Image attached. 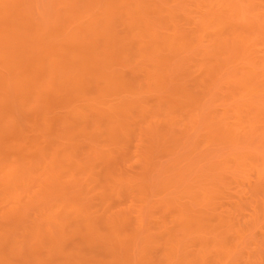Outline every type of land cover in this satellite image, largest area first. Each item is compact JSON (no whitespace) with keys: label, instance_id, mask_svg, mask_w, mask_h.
I'll use <instances>...</instances> for the list:
<instances>
[{"label":"rangeland","instance_id":"374dc122","mask_svg":"<svg viewBox=\"0 0 264 264\" xmlns=\"http://www.w3.org/2000/svg\"><path fill=\"white\" fill-rule=\"evenodd\" d=\"M0 109V264H264V0H0Z\"/></svg>","mask_w":264,"mask_h":264},{"label":"bare ground","instance_id":"6f19581e","mask_svg":"<svg viewBox=\"0 0 264 264\" xmlns=\"http://www.w3.org/2000/svg\"><path fill=\"white\" fill-rule=\"evenodd\" d=\"M67 38H68V37H67ZM57 62H58V61H57ZM5 67H6V66H5ZM4 69H5V68H4ZM6 69H7V68H6ZM67 71H68V70H67ZM67 71H66V72H67ZM65 74H66V73H65ZM55 76H56V75H55ZM53 77H54V76H53ZM57 77H58V76H57ZM70 77H71V76H70ZM19 78H20V76H19ZM22 78H23V77H22ZM28 79H29V78H28ZM30 79H31V78H30ZM50 80H51V79H50ZM55 80H56V79H55ZM64 80H65V79H64ZM66 81H67V80H66ZM21 82H22V81H21ZM31 82H32V81H30V83H31ZM54 82L56 83V81H54ZM19 83H20V82H19ZM49 83H50V82H49ZM65 83H66V82H65ZM14 84H15V83H14ZM24 84H27V83H24ZM56 84H57V83H56ZM17 86H19V85H17ZM17 86H16V87H17ZM54 86H56V85H54ZM11 87H12V86H11ZM23 87H24V85H23ZM25 87H26V85H25ZM6 88H7V87H6ZM6 88H5V89H6ZM19 88H20V86H19ZM5 89H4V92L6 93V90H5ZM16 89H17V88H16ZM13 90H14V89H13ZM18 90H19V89H18ZM23 90H24V89H23ZM26 90H27V89H26ZM26 90H25V91H26ZM4 92H3V93H4ZM7 92H8V91H7ZM13 92H15V91H13ZM13 92H12V93H13ZM5 93H4V94H5ZM16 93H18V92H16ZM22 93H23V92H22ZM25 93H26V92H25ZM28 94H29V93H28ZM10 96H11V95H10ZM21 96H22V94H21ZM23 96H24V95H23ZM37 96H38V95H37ZM1 97H3V96H1ZM7 97H8V96H7ZM38 97H39V96H38ZM12 98H13V97H12ZM15 98H16V97H14V100H15ZM9 99H11V98H8V100H9ZM39 99H40V97H39ZM42 99H43V97H42ZM6 100H7V98H6ZM1 101H2V100H1ZM10 101H11V100H10ZM11 105H12V104H11ZM14 108H15V107H14ZM22 109H23V108H22ZM22 109H21V110H22ZM0 110H1V109H0ZM23 110H24V109H23ZM21 112H22V111H21ZM0 113H1V112H0ZM23 113H24V112H23ZM9 115H10V114H9ZM4 116H5V115H4ZM1 117H2V116H1ZM1 119H2V118H1ZM47 119H48V118H47ZM12 123L14 124V122H12ZM10 126H11V125H9L7 129H9ZM5 128H6V127H5ZM5 128H4L3 130H5ZM10 129H12V128L10 127ZM10 129H9V130H10ZM15 129H17V128H15ZM0 131H1V130H0ZM7 131H8V130H7ZM12 132H13V131H12ZM12 132H11V133H12ZM15 132H16V131H15ZM40 132H41V131H40ZM1 133L3 134V132H1ZM4 133H5V134H4V136H5L4 138H6V132H4ZM9 133H10V132H9ZM19 133H20V132H19ZM19 133H17V134H19ZM20 135H21V134H20ZM1 137H3V136H1ZM1 137H0V138H1ZM25 137H26V136H25ZM29 137H30V136H29ZM29 137H28V138H29ZM35 137H36V136H35ZM17 138H18V137H17ZM1 139L3 140V138H1ZM1 139H0V140H1ZM14 140H15V139H14ZM18 140H19V139H18ZM19 141H20V140H19ZM23 143H24V142H23ZM66 143H67V142H66ZM67 144H68V143H67ZM69 144H70V143H69ZM10 145H11V144H10ZM23 146H24V144L22 145V147H23ZM27 146H28V145H27ZM63 146H64V145H63ZM67 146H68V145H67ZM38 147H39V146H38ZM43 147H44V146H43ZM56 148H57V147H56ZM37 149H38V148H37ZM47 149L49 150V148H47ZM52 149H54V148H52ZM57 149H58V148H57ZM22 150H23V148H22ZM33 150H34V149H33ZM62 150H63V149H62ZM68 150H69V149H68ZM14 151H15V150H14ZM17 151H18V150H17ZM17 151H15V153H16ZM34 151H36V148H35ZM38 151H39V150H38ZM54 151H56V150H54ZM20 152H21V150H20ZM20 152L18 151L17 153H20ZM45 152H46V151H45ZM49 152H50V151H49ZM69 152H70V151H69ZM72 152H73V151L71 150V153H72ZM22 153H23V152H22ZM26 153H27V152H26ZM37 153H38V152H36V154H37ZM42 153H43V152H42ZM54 153H55V152H54ZM56 153H57V152H56ZM56 153H55V154H56ZM67 153H68V152H67ZM43 154H45V153H43ZM46 154H47V153H46ZM26 155H27V154H26ZM32 155H34V154H32ZM32 155H31V156H32ZM38 155H39V154H38ZM18 156H19V155H18ZM41 156H42V155H41ZM44 156H45V155H44ZM19 157H20V156H19ZM27 157L29 158V156H27ZM39 158L42 159V157H39ZM53 158H54V156H52V160H53ZM56 158H57V157L54 158V161H55V162H58V161L55 160ZM61 158H63V157H61ZM66 158H67V157H66ZM100 158H101V157H100ZM29 159H30V158H29ZM29 159H28V161H30ZM36 159H38V158H36ZM57 159H58V158H57ZM24 160H25V159H24ZM32 160H33V159H32ZM32 160H31V163H32V165H33V162H34V161L32 162ZM100 160H101V159H100ZM6 161H7V160H6ZM61 161H62V160H61ZM13 162H14V161H13ZM16 162H17V160H16ZM25 162H26V161H25ZM25 162H24V164H26ZM64 162H65V161H64ZM17 163H18V162H17ZM35 163H36V162H34V164H35ZM59 163H61V162H59ZM14 164H15V163H14ZM24 164H23V165H24ZM36 164H37V163H36ZM28 165H29V164H28ZM62 165H63V164H62ZM75 165H76V164H75ZM43 166H44V165H43ZM54 166H56V165H54ZM15 167H17V165H16ZM20 167H21V166H20ZM22 167H24V166H22ZM22 167H21V168H22ZM35 167H36V166H35ZM49 167H50V166H49ZM64 167H65V169H66V166H64ZM42 168H45V167H42ZM14 169H15V168H14ZM29 169L32 170L31 168H29ZM40 169H41V168H40ZM62 169H63V168H62ZM90 169H92V168H90ZM90 169H88V170H90ZM30 170H29V171H30ZM63 170H64V169H63ZM74 170H75V169H74ZM2 171H3V170H2ZM16 171H18V170H16ZM21 171H23V170L21 169ZM32 171H33V170H32ZM34 171H35V170H34ZM34 171H33V172H34ZM64 171H65V170H64ZM18 172H19V171H18ZM37 172H38V171H37ZM48 172H49V171H48ZM7 173H8V172H7ZM12 174H14V173H12ZM56 174H57V173H56ZM62 174L65 175V173H62ZM66 174H67V172H66ZM19 175H24V176L27 175V176H28V174H19ZM29 175H32V174L29 173ZM34 175H35V174H34ZM72 175H73V174H72ZM88 175H90V173H89ZM11 176H12V177H15V176H13V175H11ZM32 176H33V175H32ZM67 176H68V175H67ZM1 177H2V176H1ZM21 177H22V176H21ZM95 177H96V176H95ZM3 178H4V177H3ZM9 178H10V177H9ZM30 178H31V177H30ZM32 178H33V177H32ZM96 178H97V177H96ZM7 179H8V178H7ZM12 179H13V178H12ZM12 179H11V180H12ZM48 179H49V178H48ZM69 179H70V176H69ZM77 179H78V178H77ZM91 179H93V178H91ZM5 180H6V179H5ZM9 180H10V179H9ZM9 180H8V181H9ZM22 180H23V179H22ZM27 180H30V179H27ZM54 180H55V179H54ZM54 180H53V181H54ZM70 180H71V179H70ZM14 181H18V180H14ZM19 181H20V180H19ZM63 181H64V180H63ZM66 181H67V180H66ZM68 181H69V180H68ZM26 182H27V181H26ZM61 182H62V180H61ZM86 182H87V181H86ZM2 183H3V182H2ZM6 183H7V182H6ZM16 183H17V182H16ZM24 183H25V182H24ZM31 183H33V182H31ZM53 183H54V182H53ZM55 183H56V181H55ZM57 183H58V182H57ZM69 183H71V182H69ZM8 184H9V183L4 184V186H5V187H8V186H7ZM20 184H21V183H20ZM58 184H59V183H58ZM64 184H65V183H64ZM67 184H68V183H67ZM50 185L52 186V182L50 183ZM50 185H49V186H50ZM60 185H61V184H60ZM80 185H81V184H80ZM1 186H2V185H1ZM9 186H10V184H9ZM18 186H19V185H18ZM21 186H22V185H21ZM76 186H77V185H76ZM24 187H25V186H24ZM28 187H29V185H28ZM61 187H62V186H61ZM3 188H4V187H3ZM30 188H32V187H30ZM50 188H51V187H50ZM54 188H55V187H54ZM54 188H53V190H54ZM58 188H59V187H58ZM80 188L83 189V187H80ZM85 188H87V187H85ZM10 189H11V188H10ZM18 189H20V188H18ZM51 189H52V188H51ZM82 189H81V190H82ZM87 189H88V188H87ZM87 189H86V190H87ZM12 190H13V188H12ZM28 190H29V189H28ZM60 190H61V189H60ZM90 190H91V189H90ZM47 191H49V190H47ZM64 191H65V190H64ZM64 191H63V192H64ZM16 192H17V191H16ZM19 192H20V191H19ZM59 192H60V191H59ZM79 192H80V191H79ZM13 193H14V192H13ZM48 193H50V192H48ZM53 193H54V192H53ZM51 194H52V193H51ZM55 194H56V192H55ZM14 195H15V194H14ZM45 195H46V193H45ZM48 195H50V194H48ZM59 195H60V194H59ZM29 196H30V192H29ZM32 196H33V195H32ZM42 196H44V195H42ZM53 196H54V195H53ZM55 196H56V195H55ZM44 197H46V196H44ZM44 197H41V198H44ZM50 197H51V196H50ZM36 199H37V198H36ZM41 200H42V199H41ZM44 200H45V199H44ZM41 202H43V201H41ZM28 203H29V202H28ZM22 204H23V203H22ZM25 205H27V204L25 203ZM25 205H24V206H25ZM15 206H16V205H15ZM27 206H28V205H27ZM32 206H33V204H32ZM28 207H30V206H28ZM43 209H45V207H44ZM60 209H61V208H60ZM61 210H62V209H61ZM61 210H59V212H60ZM11 211H12V210H11ZM62 211H63V210H62ZM45 212H46V211H45ZM47 213H48V212H47ZM76 213H77V212H76ZM79 213H80V212H79ZM8 214H9V213H8ZM43 214H44V213H43ZM46 215H47V214H46ZM77 215H78V214H77ZM9 216H10V215H9ZM56 216H58V215H56ZM78 216H79V215H78ZM80 216H81V215H80ZM83 216H85V215H83ZM4 217H5V216H4ZM59 217H60V215H59ZM75 218H76V217H75ZM78 218H79V217H78ZM86 218H87V217H86ZM56 219H58V218H56ZM88 219H89V218H88ZM58 220H59V219H58ZM86 220H87V219H86ZM55 221H56V220H55ZM88 226H89V225H88ZM175 255H176V254H175ZM180 256H181V255H180ZM180 256H179V258H180Z\"/></svg>","mask_w":264,"mask_h":264}]
</instances>
